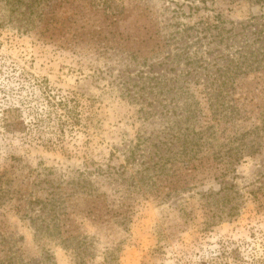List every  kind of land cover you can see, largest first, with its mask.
Here are the masks:
<instances>
[{
	"label": "rangeland",
	"instance_id": "obj_1",
	"mask_svg": "<svg viewBox=\"0 0 264 264\" xmlns=\"http://www.w3.org/2000/svg\"><path fill=\"white\" fill-rule=\"evenodd\" d=\"M0 264H264V0H0Z\"/></svg>",
	"mask_w": 264,
	"mask_h": 264
}]
</instances>
